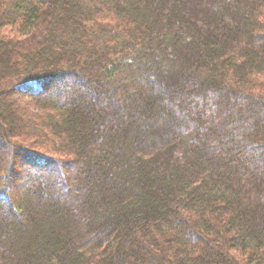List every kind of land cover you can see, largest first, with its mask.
Listing matches in <instances>:
<instances>
[{
  "label": "trees",
  "instance_id": "16d2710c",
  "mask_svg": "<svg viewBox=\"0 0 264 264\" xmlns=\"http://www.w3.org/2000/svg\"><path fill=\"white\" fill-rule=\"evenodd\" d=\"M263 76L264 0H0V264H264Z\"/></svg>",
  "mask_w": 264,
  "mask_h": 264
},
{
  "label": "rangeland",
  "instance_id": "374dc122",
  "mask_svg": "<svg viewBox=\"0 0 264 264\" xmlns=\"http://www.w3.org/2000/svg\"><path fill=\"white\" fill-rule=\"evenodd\" d=\"M263 78H264V76H263ZM56 157H58V156H55V158H56Z\"/></svg>",
  "mask_w": 264,
  "mask_h": 264
}]
</instances>
